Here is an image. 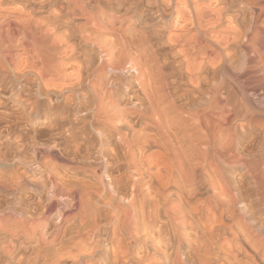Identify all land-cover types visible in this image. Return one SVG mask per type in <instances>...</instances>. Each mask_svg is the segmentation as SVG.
I'll list each match as a JSON object with an SVG mask.
<instances>
[{
  "label": "bare ground",
  "instance_id": "6f19581e",
  "mask_svg": "<svg viewBox=\"0 0 264 264\" xmlns=\"http://www.w3.org/2000/svg\"><path fill=\"white\" fill-rule=\"evenodd\" d=\"M112 14L136 27H116ZM76 34L93 48L83 62L65 44ZM105 34L114 39L92 41ZM19 83L31 105L17 119L65 136L34 144L52 168L0 146V166L17 169L0 171L3 264H35L22 246L57 253L106 195L137 243L141 216L146 230L148 218L164 220L185 243L182 258L162 251L165 264H264V114L249 108L264 112V0H0V93ZM101 164L116 173L98 178ZM156 173L155 192L146 177ZM119 247L115 264H128Z\"/></svg>",
  "mask_w": 264,
  "mask_h": 264
},
{
  "label": "rangeland",
  "instance_id": "374dc122",
  "mask_svg": "<svg viewBox=\"0 0 264 264\" xmlns=\"http://www.w3.org/2000/svg\"><path fill=\"white\" fill-rule=\"evenodd\" d=\"M20 4L19 3L13 4V5L10 4L8 6L10 9L11 8L14 9V7H16L15 9H17L18 7L22 6ZM60 6L61 5L59 3H57L55 7L59 8ZM56 8H54V9H56ZM54 9H51V8L46 9V10H44V12L38 13L36 15V17H38V18L46 17L50 13V11L54 10ZM106 15L108 18H110L109 15H111V14H106ZM112 15L115 18L114 20L116 22H118V23L115 22L116 27H117V25H119V23L122 19H123L122 21H124L123 24H125L124 25L125 28L130 27V26H132V28L136 27L134 24L135 22L131 21L130 18H118V16H115V14H112ZM119 19H120V21H119ZM175 20L176 19H174V22H175ZM68 30L70 31V29H68L66 27V28L62 29L61 32L64 34ZM170 32H172V33L174 32V27L170 30ZM63 34H62V36H63ZM65 34H67V33H65ZM133 35H134V32L129 33V34H127V38L130 39V38L134 37ZM167 36H169V35H167ZM101 38H102L101 41L97 40V39H101ZM108 38L111 40L114 39L113 35H108V34L106 35L105 34L102 37L100 36V37L92 38V41L104 42L106 39L109 40ZM64 40L66 41V42L64 41L65 44L67 43L68 46L70 45V47L77 48L76 51H78L77 53H79L77 55L78 62H83L85 60V58H87L89 56V53L93 50V48L90 45L91 41L87 45L84 43H83L84 45L80 44L79 40H81V38L77 34L75 36L71 37L70 39H68L66 36V38L64 37ZM166 40H167V37H166ZM74 43H76V45ZM13 45H15V43H13L11 46L18 48V46H16V45L13 46ZM80 57L82 58V60ZM83 57H84V59H83ZM74 61L77 62V60H72V61L68 62V65H70V66L73 65ZM126 67L124 69L126 72L125 75H128L129 73L133 75L135 73L133 71H129L130 68L127 67V69H126ZM17 85L19 87V89H18L19 92L17 91L16 93H11L10 90H4V91H1L2 93H0V106H1L0 107V134H1V141H2V142L0 141V146L6 147V145H8L9 142L12 141V143H14V144L11 146L9 145L10 147H8V148L11 151H13L12 149L14 148V146L19 145L20 152L21 151L22 152L19 154L18 157H21L22 159L24 158L27 161H33V160L37 159L41 165L43 164L42 166L48 165L50 168L58 167L57 161H54L53 159H50V158L48 159L47 156L41 157L38 154L37 149L35 148L33 150V148H34V144H36V143H38V144H37V146L36 145L35 146L37 148H39L40 144H42L40 142H47V143H50V145H52V146L54 144L58 145L57 141H59V144H61V142L63 143L62 139H63V136H65V134L63 135L60 132H55V133H53L54 134L53 135L52 133H49L48 130H43L47 127V125H49L47 122L42 123L41 121H39L35 124H27L24 120H23L24 122H22V120H21L22 109H20L19 105H21L22 103L25 105H31L30 104L31 101H29L28 97L25 96L27 92H26L25 88H22L23 84L19 83ZM35 97L39 101H42L41 100L42 98H39L38 95H35ZM2 100H3V102H2ZM19 102H21V103H19ZM9 103H11V104H9ZM255 106H257V108H255ZM255 106L251 105L249 107L250 110H252V111H254L260 115L264 114L263 110L261 109V108H263L261 105L257 104ZM30 109L31 110H29V111L34 113L35 110L32 107H30ZM11 110L13 112L15 110V112L17 111L16 113H20V114L17 115L15 112H14L15 113L14 114L11 112ZM12 114H13V116H12ZM19 116H21L19 118L20 120L17 119ZM35 130L39 134L42 133L41 136L39 134H37V136H34L33 132ZM39 131H41V133ZM43 131H46V132H43ZM30 133H32V135ZM7 134H11L10 137H8ZM57 136H59V137H57ZM32 137L35 140L32 139ZM36 137H37V139H36ZM59 138H61V139H59ZM5 139H7V140H5ZM15 139H16V143L14 142ZM32 140H33V142H32ZM55 141L57 143H55ZM26 145H28L29 147ZM29 148H31V149H29ZM33 153L36 155H34ZM0 171L8 172L10 174H15L17 169L15 167L13 168V167L7 166L4 168L3 166H0ZM107 171L109 172V174L110 173L115 174L116 168L107 167L106 165L101 164L97 169V177L104 179L105 173H107ZM24 173H26V172H23V174ZM67 175L69 176V174H67ZM155 176L156 177L158 176L157 173H156V175H153V174L150 175L149 174V175H147L146 180L147 181H150V180L154 181V183L151 184V186H152L151 188H152V191L156 192V190L159 188V183H156L157 181L154 180ZM87 180L91 181L92 179H87ZM170 191L175 192L176 189L170 188ZM26 194H28V193H26ZM110 197H111L110 195L102 196L99 199H98V197H96L97 200H95V202L92 206V211L90 212V214H89L90 216L88 218L90 220V223H91L90 227L84 228L82 226V224H80V219L78 218V220H76L75 225L71 229H69L68 235L66 236V241H65L64 246L62 248H58L57 253L53 252L54 254H52V255L48 254V256L44 255L41 257L37 256V254L36 255L34 254L35 256L34 255L32 256V254L36 252V248H33V247H35V245H33V246L31 245V246H27V247L22 246L21 248L24 247V249H23L24 252H23V250H21L22 253L24 255H26L27 257H30L31 260L35 264H113V263L115 264V262L113 260V256L116 253V251L120 248L119 246H121V248H123V249L126 248V250L128 251L127 255H125L126 258H128V260L126 259L128 261L127 262L128 264H165L166 262H165L164 255H163L162 251L164 250L168 254H175L176 251L178 250V248L181 249V258H182V256L184 255L183 248L185 246V243L183 242L181 245H179L178 240L174 238V236L171 232V228L166 227L167 224L165 223L164 220L158 221L154 217L148 218L147 222L151 225V227L146 230L144 228V223L142 222L143 221V219L141 218L142 216L139 217L138 218L139 224L141 226V231H140L141 233L139 235L140 241L137 243L136 240H134L133 238L130 237L131 238L130 239L129 235L127 234V231H125L123 228V220L125 218L119 213V210L123 209L124 206L121 203H119L113 199L111 200ZM188 198H189V201H191V203H193V205H197L199 203L198 200H195V199L191 198L189 196V194H186L185 199L187 200ZM23 205H24V201H21L20 204H18L16 206V209H18V211L21 210L23 208ZM70 205H71V203H66V204L64 203L62 205V208L65 209L66 211L67 210L70 211V209L73 208L71 211L76 212L75 211L76 209L73 207V205H71V207H70ZM78 210H77V212H78ZM0 238H1L0 240L3 239V236L1 234H0ZM194 240H195V236L191 237L190 242H193ZM122 246H124V247H122ZM29 247H30V249H29ZM185 248H187V247H185ZM59 249H60V251H59ZM27 250H28V252H26ZM31 251H33V252L31 253ZM90 253L94 254L95 258L89 257L91 255ZM186 253H187V251H186ZM44 257H46V259ZM3 263L4 262L0 261V264H3ZM117 264H123V263H117Z\"/></svg>",
  "mask_w": 264,
  "mask_h": 264
}]
</instances>
